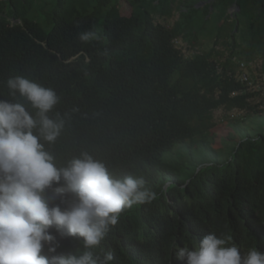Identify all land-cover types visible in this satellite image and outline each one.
Instances as JSON below:
<instances>
[{"label": "trees", "instance_id": "obj_1", "mask_svg": "<svg viewBox=\"0 0 264 264\" xmlns=\"http://www.w3.org/2000/svg\"><path fill=\"white\" fill-rule=\"evenodd\" d=\"M218 7L214 46L186 57L176 40L194 47L197 13L206 22ZM174 12L172 25L157 21ZM84 32L99 38L82 41ZM257 57L264 64V0H53L34 9L0 0V100L13 99V76L54 89L60 100L49 115L65 124L45 147L57 166L88 152L114 178H142L156 194L125 208L93 249L97 258L110 252L112 264L177 261L174 248L198 245L209 231L229 232L243 253L264 251V130L213 145L216 110L254 111L238 74L241 61ZM46 196L60 201L53 189ZM57 240L53 255L83 251L81 238Z\"/></svg>", "mask_w": 264, "mask_h": 264}, {"label": "clouds", "instance_id": "obj_2", "mask_svg": "<svg viewBox=\"0 0 264 264\" xmlns=\"http://www.w3.org/2000/svg\"><path fill=\"white\" fill-rule=\"evenodd\" d=\"M93 38L99 37L80 34L82 41ZM6 87L13 99L0 100V264H112L110 252L97 258L93 249L125 208L151 203L156 194L142 178H114L88 152L57 166L45 144L55 143L65 124L59 113L49 115L60 97L24 76L9 77ZM49 189L60 194L59 203L50 204ZM57 235L81 238L83 251L53 255L60 247ZM232 241L229 232L209 231L198 245L174 248L179 262L171 257L167 264H264V251L243 253Z\"/></svg>", "mask_w": 264, "mask_h": 264}, {"label": "rangeland", "instance_id": "obj_3", "mask_svg": "<svg viewBox=\"0 0 264 264\" xmlns=\"http://www.w3.org/2000/svg\"><path fill=\"white\" fill-rule=\"evenodd\" d=\"M33 3V9L39 8L41 6L49 5V2L53 0H29ZM232 8H230V11ZM123 14H129L130 6H125L122 9ZM224 12V9L218 7L216 10H213L212 17L209 21L203 20V10L201 9L196 15V25L198 29L199 42L195 44L194 47H190L185 40L179 38L176 42V46L179 47L186 57H191L195 52H206L208 50V45L211 47L212 40L216 36V23L220 17V14ZM178 13L174 12V15L170 18H157V21L164 22L166 24L172 25L177 19ZM40 18V21H42ZM201 27V28H200ZM207 43H205V40ZM247 30L245 27V20L241 18V25L239 32L237 34V42L243 46L247 44ZM215 44V43H214ZM221 46V45H219ZM223 47V46H221ZM263 60L261 57H257L253 61L247 63L248 67L253 66L252 72L249 68L246 69L247 72L252 73L253 77L258 79L264 78V71L261 68ZM250 102L254 106V111H245V110H232L227 111L224 108L218 109L214 112V118L217 122V126L213 129L215 141L213 145L222 150L226 148L227 144L224 143L223 138H232L234 136H243L246 134L254 135L259 131L264 130V92L262 94L257 93ZM259 104H262V107H259ZM256 110L258 112H256ZM232 123V127L231 124ZM237 126V127H233Z\"/></svg>", "mask_w": 264, "mask_h": 264}, {"label": "built area", "instance_id": "obj_4", "mask_svg": "<svg viewBox=\"0 0 264 264\" xmlns=\"http://www.w3.org/2000/svg\"><path fill=\"white\" fill-rule=\"evenodd\" d=\"M235 9H232L230 12H233ZM178 40V39H177ZM176 40V42H177ZM248 68V64L244 61L240 62L239 66V78L246 83L247 91L252 93L253 95L249 98L251 100L257 93L262 94L264 92V78L258 79L257 77H253L251 73L246 71ZM262 104H259V107H262Z\"/></svg>", "mask_w": 264, "mask_h": 264}, {"label": "crops", "instance_id": "obj_5", "mask_svg": "<svg viewBox=\"0 0 264 264\" xmlns=\"http://www.w3.org/2000/svg\"><path fill=\"white\" fill-rule=\"evenodd\" d=\"M203 4H204V3H203ZM203 4H201V6H202ZM204 41H205V43H207L206 39H205ZM212 41H213V42L211 43V47H209L210 45H208V50H207V51H209V50L214 46L215 39H213ZM218 48H220V49H224V47H221V46H218ZM207 51H206V52H207ZM262 60H263V59H262ZM262 63H263V62H262ZM248 68H249V69L251 70V72H252V68H253V66L250 65ZM261 68H262L263 71H264V64H262ZM251 74H252V73H251Z\"/></svg>", "mask_w": 264, "mask_h": 264}, {"label": "water", "instance_id": "obj_6", "mask_svg": "<svg viewBox=\"0 0 264 264\" xmlns=\"http://www.w3.org/2000/svg\"><path fill=\"white\" fill-rule=\"evenodd\" d=\"M232 9L238 10L239 8L238 7L236 8V7L233 6Z\"/></svg>", "mask_w": 264, "mask_h": 264}]
</instances>
